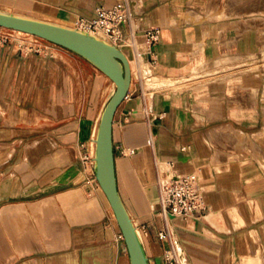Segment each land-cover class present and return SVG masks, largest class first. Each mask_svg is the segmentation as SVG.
<instances>
[{"label": "crops", "instance_id": "1", "mask_svg": "<svg viewBox=\"0 0 264 264\" xmlns=\"http://www.w3.org/2000/svg\"><path fill=\"white\" fill-rule=\"evenodd\" d=\"M177 1L0 0V10L74 25L98 5L127 2L117 46L132 78L113 116L114 168L150 264H165L169 248L180 264H264V13L246 17L257 18L253 28L238 17L187 22L174 13ZM6 32L0 27V264H129L83 161L111 80L40 37L21 51ZM184 173L196 175L204 209L163 220L160 184Z\"/></svg>", "mask_w": 264, "mask_h": 264}, {"label": "water", "instance_id": "2", "mask_svg": "<svg viewBox=\"0 0 264 264\" xmlns=\"http://www.w3.org/2000/svg\"><path fill=\"white\" fill-rule=\"evenodd\" d=\"M0 27L32 34L68 49L113 81L114 89L100 112L93 138L92 172L116 219L129 264H150L137 227L119 194L114 168L112 121L132 78L127 56L107 39L74 25L0 10Z\"/></svg>", "mask_w": 264, "mask_h": 264}, {"label": "built area", "instance_id": "3", "mask_svg": "<svg viewBox=\"0 0 264 264\" xmlns=\"http://www.w3.org/2000/svg\"><path fill=\"white\" fill-rule=\"evenodd\" d=\"M131 15L132 10L127 2L118 3L111 7L98 5L94 9L93 17L88 19L79 18L74 26L100 35L117 46V43L122 41L121 26L130 19ZM4 29L7 30L3 36L4 40L11 39L21 51H32L35 40L39 38L25 32ZM157 35L158 31L156 29L146 31L148 43L155 42ZM133 152V149L129 150L130 154ZM83 161L92 167L91 155L84 156ZM93 180L96 181L95 178ZM159 205V214L163 220L171 216L188 218L197 211L203 210L204 205L200 197L196 175L184 173L165 178L160 184ZM167 236L168 230L165 226L163 230L159 231L158 237L165 239ZM164 262L165 264H180L174 249L169 248L165 251Z\"/></svg>", "mask_w": 264, "mask_h": 264}, {"label": "bare ground", "instance_id": "4", "mask_svg": "<svg viewBox=\"0 0 264 264\" xmlns=\"http://www.w3.org/2000/svg\"><path fill=\"white\" fill-rule=\"evenodd\" d=\"M222 2H225L224 3V7L217 8L215 6H210L209 5L210 6L209 7L207 5L208 7L206 6L207 8L203 12L198 11V10H194V9L193 10H189L188 9L185 14L183 13L184 14V17H186L188 20H192V21H201V20L206 19V18H209L210 19V17L211 18H223V17H227V16H235V17H238L239 18L238 19L239 22H240L239 24L242 25L244 28H246V27L247 28L254 27L255 24L257 25V23H255V21H257V20H255V18H246L248 15H253V13L255 12L254 10H252L250 8H248V9H245V8H235V4H236V2H239V0H236V1L235 0H228V1L224 0ZM216 3H217V1H216ZM212 4H213V2H212ZM262 10L264 11V9H262ZM172 20L173 19L168 18L164 22L165 23H170V22H172ZM152 81L153 82H151V83L153 85H159L158 83H162L161 81H159L156 78L152 79ZM113 86H114V84H113V81H112V90H111V92L113 91V88H114ZM239 135H241V134H239Z\"/></svg>", "mask_w": 264, "mask_h": 264}, {"label": "rangeland", "instance_id": "5", "mask_svg": "<svg viewBox=\"0 0 264 264\" xmlns=\"http://www.w3.org/2000/svg\"><path fill=\"white\" fill-rule=\"evenodd\" d=\"M216 1H217V3H216ZM222 1H224V0H179V1L176 2L175 6L177 7V10H175L174 13L176 14V17H178L179 19H183V15L187 12L188 9L189 10H193L194 9V10H198V11L203 12L209 5L210 6H215L217 8H222V7H224V3H225V2H222ZM226 1H228V0H226ZM212 2H213V4H212ZM235 8H245V9L250 8V9L255 11V12L253 11L255 13V15L258 14V13L262 14V13H264V11L262 10V9H264V0H239V2H236ZM231 17H235V16H227V17H223V18L225 19L224 21L227 22L228 19H230ZM223 18H211L210 17V19L206 18V19H203V20H210L211 21V19H213V20L220 21V20H223ZM252 18H255V17H252ZM184 19L187 22H189V21L190 22H199V21L188 20L186 17H184ZM256 19L257 18H255V20ZM203 20H201V21H203ZM172 22H173V20H172ZM249 28H253V27H249ZM239 56H242V53H239ZM111 90H112V86H110L109 92H108V95H107L106 98L109 97V94L111 93ZM243 135L244 134H241L239 136H243ZM92 153H93V150H92ZM99 189H100V187H99ZM115 222H116V220H115ZM116 224H117V222H116Z\"/></svg>", "mask_w": 264, "mask_h": 264}]
</instances>
